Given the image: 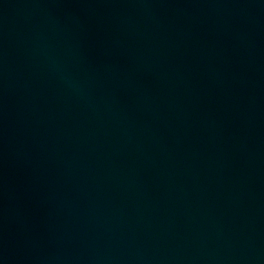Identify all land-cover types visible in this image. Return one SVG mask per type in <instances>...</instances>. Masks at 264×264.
Masks as SVG:
<instances>
[{
	"label": "water",
	"instance_id": "95a60500",
	"mask_svg": "<svg viewBox=\"0 0 264 264\" xmlns=\"http://www.w3.org/2000/svg\"><path fill=\"white\" fill-rule=\"evenodd\" d=\"M0 264H264V0H0Z\"/></svg>",
	"mask_w": 264,
	"mask_h": 264
}]
</instances>
